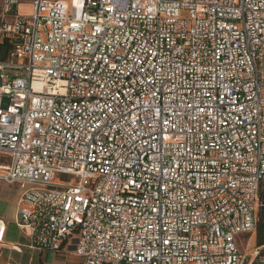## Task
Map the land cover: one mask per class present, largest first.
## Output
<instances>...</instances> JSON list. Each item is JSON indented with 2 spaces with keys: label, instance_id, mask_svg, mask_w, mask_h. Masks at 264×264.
Segmentation results:
<instances>
[{
  "label": "built area",
  "instance_id": "built-area-1",
  "mask_svg": "<svg viewBox=\"0 0 264 264\" xmlns=\"http://www.w3.org/2000/svg\"><path fill=\"white\" fill-rule=\"evenodd\" d=\"M0 3V182L32 248L264 264L235 244L264 183V0Z\"/></svg>",
  "mask_w": 264,
  "mask_h": 264
},
{
  "label": "crops",
  "instance_id": "crops-1",
  "mask_svg": "<svg viewBox=\"0 0 264 264\" xmlns=\"http://www.w3.org/2000/svg\"><path fill=\"white\" fill-rule=\"evenodd\" d=\"M21 191L14 185L0 182V219L6 226L0 264H67L66 262L71 260L79 264V261L70 255L40 251L31 247L30 239L22 234L15 223ZM13 247L17 250H13Z\"/></svg>",
  "mask_w": 264,
  "mask_h": 264
},
{
  "label": "rangeland",
  "instance_id": "rangeland-1",
  "mask_svg": "<svg viewBox=\"0 0 264 264\" xmlns=\"http://www.w3.org/2000/svg\"><path fill=\"white\" fill-rule=\"evenodd\" d=\"M49 2H69V0H45ZM32 2L33 0H20V3L18 6L15 8V13L19 17H26L30 16L32 14ZM2 12V5L0 3V13ZM7 21L12 20V14H10L7 18ZM60 181L62 182H67L70 180V177L68 176H59L58 177ZM259 211L260 208H258L257 212V218L258 222H262L264 224V214L263 216H259ZM259 224V223H258ZM262 236H264V232H262ZM235 244L239 250L240 253H249L253 251L255 248L258 247V242H257V234L254 237H248L246 235H240L235 238ZM67 264H77L76 261H67Z\"/></svg>",
  "mask_w": 264,
  "mask_h": 264
},
{
  "label": "trees",
  "instance_id": "trees-1",
  "mask_svg": "<svg viewBox=\"0 0 264 264\" xmlns=\"http://www.w3.org/2000/svg\"><path fill=\"white\" fill-rule=\"evenodd\" d=\"M259 201H260V211H259V216H263L264 214V183L261 184V189L259 193ZM258 227H257V242H258V247L264 245V236H262V232H264V224L260 221L258 222Z\"/></svg>",
  "mask_w": 264,
  "mask_h": 264
},
{
  "label": "bare ground",
  "instance_id": "bare-ground-1",
  "mask_svg": "<svg viewBox=\"0 0 264 264\" xmlns=\"http://www.w3.org/2000/svg\"><path fill=\"white\" fill-rule=\"evenodd\" d=\"M69 1H73V0H69ZM73 3L76 4V0H74Z\"/></svg>",
  "mask_w": 264,
  "mask_h": 264
}]
</instances>
